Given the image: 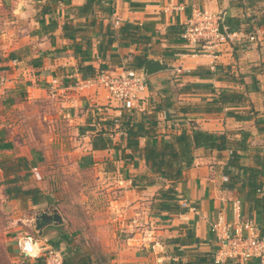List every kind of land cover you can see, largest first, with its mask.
Instances as JSON below:
<instances>
[{
    "label": "crops",
    "instance_id": "1",
    "mask_svg": "<svg viewBox=\"0 0 264 264\" xmlns=\"http://www.w3.org/2000/svg\"><path fill=\"white\" fill-rule=\"evenodd\" d=\"M46 1L17 0L19 17L26 20L0 34V190L20 210L33 209L34 216L51 205L58 208L66 221L44 227L41 238L66 251L67 235L76 236L83 220L94 219L92 227L117 236L102 246L103 251L118 252L111 264H170L173 259L186 260L191 250L217 251L219 240L212 225L220 216L226 223L234 222L235 198L242 200L243 217L264 227L263 207L248 199L240 182L234 188L226 184L231 177L227 163L235 146L194 148L193 160L175 183V199L182 210L158 209L155 196L173 181L154 172L143 156L148 140L160 145L179 133H191L194 127L225 132L231 140H239L246 130L245 146L237 152L242 164L260 167L264 157V0H100L88 15L78 10L87 0H72L61 2L53 14L58 27L41 33L38 17ZM197 8L223 11L225 29L239 34L219 42L217 57L193 53L181 37ZM53 16L47 14L46 21ZM67 17L82 24L74 40L64 36ZM228 19H233L232 31ZM125 22L139 26L133 37L120 32ZM252 34L254 39L249 37ZM6 46L8 50L1 54ZM149 58L172 67L147 77L148 89L133 107L110 101L101 87L80 92L72 87L89 78L83 77L85 65H92L96 74L107 68L142 72ZM54 77L63 87L52 97ZM190 82L198 85L191 88ZM222 90L243 91L247 98L223 104ZM127 123L139 133L131 145ZM100 138L104 144L94 147ZM21 162L29 167H21ZM35 167L41 178L36 177ZM224 175L228 180L224 181ZM240 175L245 178L246 170ZM15 176L23 178L20 183L26 188L38 186L54 202L34 205L29 201L24 207L19 196L9 197L6 191L5 181ZM262 182L264 188V176ZM77 210L84 217L76 215L80 226L68 232L65 226ZM189 232L194 233L191 244L169 241ZM27 263L40 264L34 258Z\"/></svg>",
    "mask_w": 264,
    "mask_h": 264
},
{
    "label": "trees",
    "instance_id": "2",
    "mask_svg": "<svg viewBox=\"0 0 264 264\" xmlns=\"http://www.w3.org/2000/svg\"><path fill=\"white\" fill-rule=\"evenodd\" d=\"M72 0H48L42 4L38 20L40 21V32L49 33L54 31L58 27V22L54 18L53 14L56 12L57 7L61 2H71ZM100 0H87L86 3L80 7L79 13L82 15H88L94 11V8L99 4ZM50 14L53 18L50 21H46V15ZM71 18L67 17L63 23V32L64 36L70 39H75V36L81 29V22L74 24ZM231 20L228 19V29L232 31L233 27L231 26ZM139 26L125 22L120 27V32L123 34H129L130 37H133L135 30ZM39 31L34 30L33 33H38ZM77 51L78 48L75 47ZM10 54H16L15 51L10 52ZM84 78H91L96 76V69L92 65L84 66ZM83 71V70H82ZM193 72V71H192ZM148 81V79H147ZM189 87H195L198 85L196 82H190L187 84ZM210 86L211 84H207ZM190 88V89H191ZM247 96L243 91H228L222 90L219 94V100L221 103H226L228 100L234 102H242L246 99ZM237 117L241 118L236 114ZM250 117V115H249ZM127 134H128V144H132L137 141V136L139 135L138 131L134 129L133 126H129L128 123L125 125ZM101 137V136H100ZM247 137L246 130H242V137L239 140H231L228 138L225 132H210L204 130L200 127H194L191 133L182 132L175 136L171 141L162 140L160 145L154 144L153 141L148 140L143 148V156L146 159L147 164L150 168L157 172L159 175H163L167 180L173 181V185L168 187H162L158 191V194L155 196L158 198L157 207L160 211L163 210H182L180 204L175 199L177 190L175 189V183L182 177V171L185 167L190 165V162L193 160V151L196 147H205L208 149H225L228 147L232 148V156L228 161V166L231 168L228 170L230 174V180L226 182L227 186L234 188L238 182L241 183L242 189H247L248 199L254 203L256 207H263L264 210V188L262 177L264 176V157L260 158V167H250L242 164L241 156L237 152V148H244L245 141ZM103 139V138H102ZM104 140L99 142H94V147L102 146ZM11 169L17 170L18 167L10 166ZM21 167L27 168L29 165L21 162ZM241 170H246L247 175L245 178L241 177ZM23 178L20 176L12 177L10 180L5 182L8 184L6 191L9 197L19 196L22 199L23 206L27 207L28 202L31 201L32 204L38 205L43 201H52L48 195L45 194L38 186L24 187ZM262 193V196L259 194ZM185 210V209H184ZM260 234L264 235V227L260 229ZM194 233L189 232L185 236L178 235L173 236L169 239L174 245H187L191 244ZM66 251H64V263L65 264H95V258L92 253L88 250L82 249L79 244H76L73 240V236L67 235L66 239ZM187 259L183 258L173 259L170 264H216L214 261L213 250H191L186 252ZM37 262L40 264H45L44 260L41 258L37 259ZM226 264H238V262L233 260H228ZM251 264H257L252 262Z\"/></svg>",
    "mask_w": 264,
    "mask_h": 264
},
{
    "label": "built area",
    "instance_id": "3",
    "mask_svg": "<svg viewBox=\"0 0 264 264\" xmlns=\"http://www.w3.org/2000/svg\"><path fill=\"white\" fill-rule=\"evenodd\" d=\"M182 8V6H179ZM120 21H115L119 25ZM239 34L228 32L226 35L219 30V14L202 9H195L192 16L185 23L181 34L186 44L193 47L195 54H208L217 57L216 47L220 41L234 39ZM254 39V34L249 36ZM50 95L54 97L63 87L57 77L50 81ZM75 91H83L92 87H101L107 91L108 99L123 107H133L141 98L142 94L148 89L147 78L142 72L133 68L101 69L96 76L80 80L73 84ZM64 88H66L64 86ZM121 122L120 118L116 119ZM37 178H41L37 167L34 168ZM224 181L228 176H223ZM233 212L235 220L233 223H226L223 217L212 225V230L216 233L219 240V248L214 253L216 264H226L228 260L236 262H256L264 264V235L260 234V228L253 219L244 218L241 198L233 200ZM30 236L34 242L40 245V252L34 258H41L45 264H65L64 251L51 244L48 239L41 238L35 234L26 233L17 239V246L26 258H32L21 251L22 245L20 238Z\"/></svg>",
    "mask_w": 264,
    "mask_h": 264
},
{
    "label": "rangeland",
    "instance_id": "4",
    "mask_svg": "<svg viewBox=\"0 0 264 264\" xmlns=\"http://www.w3.org/2000/svg\"><path fill=\"white\" fill-rule=\"evenodd\" d=\"M16 1L17 0H0V34L11 29L13 25H22L21 21L26 20L25 17H19ZM4 41L5 40L2 42ZM7 47L8 46L3 47L1 54L8 50ZM100 201L102 204L106 202L103 196L100 198ZM66 212L71 214L72 209L68 208L66 209ZM89 214L91 218H93L92 215L94 212ZM76 215L84 217V214L81 211H75L74 216L69 219L70 225L65 226V230L68 232H71L76 227L78 228L80 226L77 224L80 221L76 220ZM34 218L33 209L20 210V208L6 198L4 192L0 190V264H28L27 261L30 258H26L20 252L17 246V239L19 236L26 233L39 236L34 227ZM92 221H94V219L83 220L80 230L81 233L78 232L76 236H73V240L76 244H79L82 249L88 250L92 253L95 258V264H111L112 260L116 259L118 252L103 251L102 246L103 242L111 240L112 238L117 239V236L103 234L104 229L98 228V226L95 225L92 227L90 223Z\"/></svg>",
    "mask_w": 264,
    "mask_h": 264
},
{
    "label": "water",
    "instance_id": "5",
    "mask_svg": "<svg viewBox=\"0 0 264 264\" xmlns=\"http://www.w3.org/2000/svg\"><path fill=\"white\" fill-rule=\"evenodd\" d=\"M219 30L222 34L226 35L227 30L225 29L224 24V12L222 11L219 14ZM172 66L159 58H149L143 65L142 74L144 78H147L149 75L154 74L158 71L166 70ZM66 220L63 217L62 213L55 206L51 205L49 210L41 213L38 211L34 218V227L39 236L43 235V229L49 224H62Z\"/></svg>",
    "mask_w": 264,
    "mask_h": 264
},
{
    "label": "clouds",
    "instance_id": "6",
    "mask_svg": "<svg viewBox=\"0 0 264 264\" xmlns=\"http://www.w3.org/2000/svg\"><path fill=\"white\" fill-rule=\"evenodd\" d=\"M20 244L22 245L21 251L32 258H35L41 250L39 243L34 242L30 236L21 237Z\"/></svg>",
    "mask_w": 264,
    "mask_h": 264
}]
</instances>
